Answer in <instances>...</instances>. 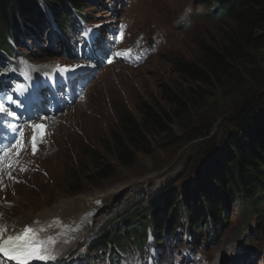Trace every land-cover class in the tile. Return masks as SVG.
I'll list each match as a JSON object with an SVG mask.
<instances>
[{"label":"rangeland","instance_id":"374dc122","mask_svg":"<svg viewBox=\"0 0 264 264\" xmlns=\"http://www.w3.org/2000/svg\"><path fill=\"white\" fill-rule=\"evenodd\" d=\"M37 1L41 4L40 0ZM198 3V0H91V7L84 11L87 19L105 25L104 30L120 21L129 22L130 43L140 39L153 53L134 69L115 64L110 69L101 67L96 70L93 81V76L90 77L89 83H92H84L86 88L82 89L77 102L51 121L46 137L51 148L43 154L46 159L38 160L40 171L29 180L26 178L28 185L18 186L8 173L0 176V204L5 198L9 201V207L2 210L5 217L17 219L23 212L26 216L29 213L36 216L44 207L50 208L62 200L114 188L113 198L108 205L100 207L101 214L96 215L80 237L85 239L99 226L107 224V216L124 207L121 205L130 199L133 204L143 205L145 199L167 188H177L182 195L186 187L197 185L211 168L206 167L197 173L202 145L211 140L213 153L221 147L225 136L232 130L230 121L239 112L238 106L244 97L239 98L229 90L225 93L216 91L208 100L204 94L202 107L190 111V118L180 121V125H172V138L145 135L147 151L137 154L129 168L114 161L109 131L119 132L115 114L118 110L125 108L138 118L141 103L163 106L160 99L162 87L175 89L178 84H183L174 71L175 60L194 61L199 44L214 46L221 42L231 23L225 18L213 19L200 14L201 11L210 14L211 9H203ZM59 31L56 26L40 42L31 41L21 47L20 52L27 59L24 65L31 62L39 69L45 64L71 63L73 52L69 51V46H63L66 36ZM68 35V39L77 38L74 32ZM11 54L15 55L13 49ZM257 63V74L264 75V50L257 56ZM244 77L250 85L247 94H257L255 88L261 84L256 82L253 85L250 75ZM263 79L261 76L259 81ZM209 127V136L197 139L199 130L208 131ZM81 141L95 149L99 162L92 164L91 160L82 158ZM105 167L113 170V176L107 180H94ZM69 170H73L76 176L82 175L84 183L82 191L75 195L66 193V190L79 187L76 182H64V178L69 177ZM84 178L93 181L85 183ZM120 185L126 187L122 189ZM232 200L225 213V223L219 225V234L214 235L213 240L211 236H199L197 242L190 245V241L185 243L183 235L177 231L161 250H155L159 258H163L161 262H153L145 250L127 240L104 255L102 263L94 260L92 264H264V217L261 219L262 232L258 234L259 222L239 214V208ZM84 210L86 208L81 213ZM120 219L116 216L115 222L119 224ZM122 230L120 228L119 232ZM81 244L72 251L79 250L75 255L77 258L84 254ZM186 247H189V254L179 250Z\"/></svg>","mask_w":264,"mask_h":264},{"label":"trees","instance_id":"16d2710c","mask_svg":"<svg viewBox=\"0 0 264 264\" xmlns=\"http://www.w3.org/2000/svg\"><path fill=\"white\" fill-rule=\"evenodd\" d=\"M41 1L49 10L52 23L58 24L62 32H68L71 27L69 9L80 12L91 7V0ZM217 1V8L205 16L225 18L231 23L221 42L214 46L199 44L194 61H174V71L183 84H178L175 89L162 87L163 106L141 103L138 118L125 108L115 112L119 132L109 131V141L114 161L129 168L137 154L147 151L145 135L172 138V125L189 119L190 111L202 107L204 94L208 100L216 91L225 93L229 90L239 98L244 97L238 106L239 112L230 121L232 130L216 152L211 151V140L202 145L200 160L212 155L202 170L211 168L195 187L189 185L182 195L177 188H168L145 199L143 205L133 204L130 199L126 206L129 211L121 216L119 224L112 215L109 225L94 234L87 244L89 252L107 254L127 240L146 247L148 232H151L155 248L166 243L168 232L171 238L179 230L187 240L215 235L219 225L225 223V213L232 199L241 207V214L250 221L254 218L261 225L264 217V92L247 94L250 85L244 75H250L253 85L261 84L255 88L257 91H264V79L259 81L264 75L255 70L257 56L264 50V0ZM50 29V20L41 12L37 0H0V60L4 55L12 56L13 45L18 48L23 40L40 42ZM209 132L210 127L208 131L201 129L196 137L204 139ZM80 147L82 158L91 160L92 164L100 161L95 149L86 141H81ZM68 175L64 182H76L79 187L66 190V193L81 192L82 175L76 176L73 170H69ZM112 176L113 170L105 167L94 180H107ZM84 181L90 183L93 179L84 178ZM120 228H123L121 232ZM259 230L261 234V226Z\"/></svg>","mask_w":264,"mask_h":264},{"label":"bare ground","instance_id":"6f19581e","mask_svg":"<svg viewBox=\"0 0 264 264\" xmlns=\"http://www.w3.org/2000/svg\"><path fill=\"white\" fill-rule=\"evenodd\" d=\"M112 66L113 65L108 66L106 69H110ZM45 71H49V68H45L44 72ZM89 81L90 78L87 77L86 83H89ZM119 187L123 189L126 185H120ZM113 189H105L100 192H93L94 194L92 193L81 197L78 196L79 198L77 199L74 197L75 199L70 198L68 200H62L60 203H56L50 208L44 207L40 213H36V216L32 215V213L26 216L25 212H23V214H19V218L17 219L4 220L0 218V225L7 226L9 229L8 234L18 232L28 224L34 228L43 227L45 229L44 235L54 236L58 241L55 246V255L60 256L70 249L74 241L80 237L82 233L83 235L86 233L88 223L93 219H84L83 215L91 213L93 214V218H95L96 215L99 216L101 214V206H99V203L103 206L107 204L113 198ZM127 205L128 202L125 203L124 207L117 209L115 211V216L121 217L126 214L129 211L128 207H126ZM84 208H86V210L81 213ZM106 219L108 220L109 216H107ZM82 223L86 224L84 230L80 233H75L73 227L79 226ZM216 233L215 237L218 236L219 232L217 231ZM167 235L169 238V232ZM69 237H72V239L70 240ZM162 238H164V236H162ZM65 240L67 242H64ZM160 260H163V258H159L156 262H161Z\"/></svg>","mask_w":264,"mask_h":264},{"label":"snow or ice","instance_id":"6c2138e0","mask_svg":"<svg viewBox=\"0 0 264 264\" xmlns=\"http://www.w3.org/2000/svg\"><path fill=\"white\" fill-rule=\"evenodd\" d=\"M118 56L123 55L117 53ZM111 62V61H109ZM18 94H22V90H14ZM13 103V97L9 95L0 96V112L7 113L8 116L15 117V113L11 110V104ZM8 106H5V105ZM19 106V105H17ZM13 132L17 131L15 125H10ZM34 131H38L43 134L44 129L40 125L34 126ZM22 135V130H21ZM37 135L32 137L33 153L37 150ZM0 155H3L0 150ZM4 161L0 160V163ZM11 163L9 167H11ZM26 169H21L25 171ZM45 229L34 228L32 226H25L15 235H9V229L7 226L0 225V255L6 256L8 259L15 262V264H32V261H41L43 264H48V261L54 260L55 246L58 241L54 236L44 235ZM64 242H67L66 240Z\"/></svg>","mask_w":264,"mask_h":264},{"label":"water","instance_id":"95a60500","mask_svg":"<svg viewBox=\"0 0 264 264\" xmlns=\"http://www.w3.org/2000/svg\"><path fill=\"white\" fill-rule=\"evenodd\" d=\"M258 92H259V93H260V92L262 93V92H264V91H263V89H262V90H259ZM210 156H212V155L210 154L209 156H207V157L204 158L203 160L198 161L197 166L204 164V163L210 158Z\"/></svg>","mask_w":264,"mask_h":264}]
</instances>
